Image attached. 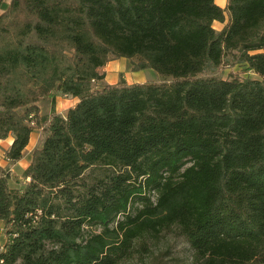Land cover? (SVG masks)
Segmentation results:
<instances>
[{
	"label": "trees",
	"instance_id": "obj_1",
	"mask_svg": "<svg viewBox=\"0 0 264 264\" xmlns=\"http://www.w3.org/2000/svg\"><path fill=\"white\" fill-rule=\"evenodd\" d=\"M0 264H116L178 227L195 264H264V0H0ZM215 21L223 23L217 28ZM128 57L162 80L104 83ZM245 65L259 77L213 74ZM77 101L40 113L55 92Z\"/></svg>",
	"mask_w": 264,
	"mask_h": 264
},
{
	"label": "rangeland",
	"instance_id": "obj_2",
	"mask_svg": "<svg viewBox=\"0 0 264 264\" xmlns=\"http://www.w3.org/2000/svg\"><path fill=\"white\" fill-rule=\"evenodd\" d=\"M215 26L219 28V22H215ZM104 69L105 73L108 72L110 78H114L116 80L125 78L128 80L144 79V81H159L164 78L163 75L152 67L132 70L131 61L128 57L112 58L107 62ZM231 72H234L241 77L256 76L260 78L257 73L247 69L245 65L240 64L235 66H226L219 71L213 72V74L226 78L229 77ZM43 100V102H45V107L41 113L40 106V113L42 116H48L49 113L46 111L47 113L45 114L44 112L48 108L47 106L51 103V97H44ZM61 101L64 103V106L70 102L66 98H62ZM42 124H44L43 127L40 125L35 128L33 140L30 144L31 146H39L41 144L47 128V123L45 121H42ZM29 152V148L25 150V153ZM29 154L20 163L13 166V169L11 167V163H3V167L8 168L11 173V185H24L25 178L23 176V172L27 167ZM1 156L2 151H0V157ZM1 233L2 231L0 229V238ZM116 264H195V262L193 259V249L185 235L179 231L178 227L170 226L157 234L145 233L137 238L130 254L119 260Z\"/></svg>",
	"mask_w": 264,
	"mask_h": 264
},
{
	"label": "crops",
	"instance_id": "obj_3",
	"mask_svg": "<svg viewBox=\"0 0 264 264\" xmlns=\"http://www.w3.org/2000/svg\"><path fill=\"white\" fill-rule=\"evenodd\" d=\"M221 7H223V8H225L226 7V5H227V1L228 0H215ZM5 2H10V0H5ZM1 8H0V12H1ZM215 22H219V21H215ZM219 24H220V26H222L223 25V23H221V22H219ZM114 74H116V73H114ZM125 79V78H124ZM119 79H112V78H110V76L108 75V72H106V76H105V79L103 80V82L104 83H107V82H116V81H118ZM127 81H129V82H133V81H144V79H138V80H128V79H126ZM56 94H55V99H54V104L52 103V101H51V103L49 104V106H47L48 108L45 110V114L48 112L49 113V115L48 116H50L53 112H56V113H62V114H65L66 113V111L68 110V108L70 107V106H72L76 101H77V98L76 97H74V96H72V95H67V94H63L62 92H60V91H57V92H55ZM62 98H66V99H68L70 102L67 104V105H65L64 106V103L61 101V99ZM44 100L42 99L41 101H40V106H41V113H42V110L44 109V107H45V102H43ZM47 111V112H46ZM46 116V115H45ZM47 116V117H48ZM43 125L44 124H42V127H43ZM33 133H34V131L32 132V134H31V137H30V141H29V143H28V145L26 146V149H28L29 148V153H31L32 154V151H33V149L35 148V147H37L36 145H30L31 144V142H32V140H33ZM46 134V133H45ZM44 137H45V135H44ZM44 137H43V139H42V142H43V140H44ZM12 141H13V136L12 135H10V136H8L7 138H0V151H2V156L0 157V166H3L4 164L3 163H11V167H12V169H13V166H15L16 164H18V163H20L29 153H25L24 154V156L21 158V159H19L18 161H16V162H11V161H9V160H7L6 159V157H5V152H6V150L10 147V145H11V143H12ZM42 142H41V144H42ZM40 144V145H41ZM25 149V150H26ZM31 154H29V157H28V160H27V166H28V164L30 163V159H31ZM26 169V168H25ZM24 169V170H25ZM24 181H25V179H24ZM2 223L0 222V229L2 228ZM6 240V235H5V233L2 231V233H1V238H0V246L2 247V245H3V243H4V241ZM1 247H0V250H1Z\"/></svg>",
	"mask_w": 264,
	"mask_h": 264
}]
</instances>
